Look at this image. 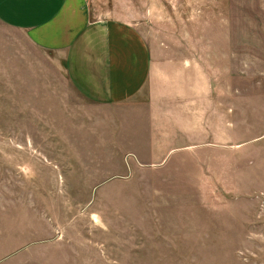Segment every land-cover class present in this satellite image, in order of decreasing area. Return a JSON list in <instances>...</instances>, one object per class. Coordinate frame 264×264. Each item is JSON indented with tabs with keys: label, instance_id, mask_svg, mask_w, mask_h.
I'll list each match as a JSON object with an SVG mask.
<instances>
[{
	"label": "rangeland",
	"instance_id": "1",
	"mask_svg": "<svg viewBox=\"0 0 264 264\" xmlns=\"http://www.w3.org/2000/svg\"><path fill=\"white\" fill-rule=\"evenodd\" d=\"M88 2L157 62L231 82L227 128L207 108L198 133H161L148 108L94 104L0 22V220L31 243L10 264H264V0ZM228 9L233 37L213 38Z\"/></svg>",
	"mask_w": 264,
	"mask_h": 264
},
{
	"label": "crops",
	"instance_id": "2",
	"mask_svg": "<svg viewBox=\"0 0 264 264\" xmlns=\"http://www.w3.org/2000/svg\"><path fill=\"white\" fill-rule=\"evenodd\" d=\"M258 6L264 9L262 3ZM229 15L230 10H224L222 30H212L213 38L231 40L234 32ZM260 19L254 23L262 27L254 25V29L264 33V16ZM0 22L54 56L76 90L94 104L148 108V120L157 132L171 128L185 135L198 133L199 114L207 108L221 112L223 129L227 128L231 82H213L214 75L208 69L207 73L200 70L204 67L198 62H157L152 46L135 25L94 18L88 0H0ZM244 30L240 29L239 36L246 38ZM1 221L0 264H10L31 243L21 242L26 227L21 229L19 220L18 228ZM13 229L14 239L8 233Z\"/></svg>",
	"mask_w": 264,
	"mask_h": 264
}]
</instances>
